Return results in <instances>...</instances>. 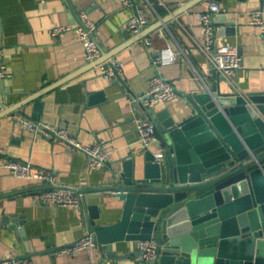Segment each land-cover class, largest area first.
<instances>
[{
    "label": "crops",
    "instance_id": "obj_1",
    "mask_svg": "<svg viewBox=\"0 0 264 264\" xmlns=\"http://www.w3.org/2000/svg\"><path fill=\"white\" fill-rule=\"evenodd\" d=\"M149 1L135 0L142 4L147 23L133 31L126 28L135 14L133 4L120 0H0V48L9 73L0 82V259L15 257L18 264H24L25 258L33 264H143L132 253L138 241L117 242L112 254L108 245L98 241L74 253H57L90 231L87 196L108 180V164L92 166L84 152L25 129L13 119L14 113L65 128L83 143L102 140L111 151L112 164L119 165L131 155L141 159L143 145L136 126L147 114L134 103L149 92L150 78L160 73L174 82L178 96L156 107L179 117L191 113L186 94L214 80L200 46L204 39L201 15L210 10L211 1L221 8L212 15L216 43L236 46L244 60L222 89L241 93L264 89V47L250 23L252 9L261 8L264 13L260 0ZM84 9L97 24L94 36L101 54L94 60L86 58L72 30L57 36L51 33L54 26L80 23ZM218 14L222 17L215 18ZM147 37L152 40L150 46L144 42ZM166 46L177 51L175 62L155 65L153 56ZM111 59L122 66L117 80L100 69ZM100 91L105 96L102 100L96 95ZM10 159L52 171L59 183L85 190L80 206L42 202L37 191L44 184L15 176L3 166ZM92 202L102 206L100 222L119 220L121 202L115 196Z\"/></svg>",
    "mask_w": 264,
    "mask_h": 264
},
{
    "label": "water",
    "instance_id": "obj_2",
    "mask_svg": "<svg viewBox=\"0 0 264 264\" xmlns=\"http://www.w3.org/2000/svg\"><path fill=\"white\" fill-rule=\"evenodd\" d=\"M131 2L137 14L142 4ZM211 72V85L186 94L187 116L145 106L149 94L134 103L155 123L151 145L141 159L108 162V180L87 196L90 231L110 254L117 242L156 237V257L132 252L143 264H264V89H222L228 78ZM152 146L163 149L161 159ZM108 194L121 216L106 224L92 199Z\"/></svg>",
    "mask_w": 264,
    "mask_h": 264
},
{
    "label": "built area",
    "instance_id": "obj_3",
    "mask_svg": "<svg viewBox=\"0 0 264 264\" xmlns=\"http://www.w3.org/2000/svg\"><path fill=\"white\" fill-rule=\"evenodd\" d=\"M120 1L127 5L132 3L131 0ZM209 9V11L201 15L204 39L200 46L208 58L210 66L222 75L230 78L238 69L244 66V60L239 54L236 46L216 43L212 15L219 12L221 8L218 2L211 1ZM146 23V13L141 8L138 10L137 14H134L127 20L126 28L128 30L137 31ZM250 23L258 30L264 47V13L261 8H254L251 10ZM96 29V22L91 19L88 11L84 9L80 12V23L75 25L64 24L54 26L51 29V33L52 35L57 36L63 31L72 30L83 44L86 58L94 60L101 54V47L94 36ZM144 42L147 46L152 44V40L149 37L145 38ZM176 57L177 51L171 46H166L153 56V63L155 65L170 64L175 62ZM100 69L109 78L122 77V66L115 59H111L109 62L101 64ZM8 74L4 52L0 48V82ZM149 88L150 90L147 93L149 95L142 100L145 106H154L158 103H165L178 96V91L174 82L160 73H156L150 78ZM13 119L31 132L54 137L69 143L76 149L84 152L89 157L92 166L99 167L107 164L111 160V151L104 145L102 140L83 143L65 128L53 126L46 122L33 121L21 113H14ZM154 127L155 123L151 119H143L137 123L136 129L139 134V141L144 148L151 145L154 138ZM2 152L3 148L0 145V153ZM154 156L156 160L161 159L163 156V149L161 147L156 149L154 151ZM3 166L8 168L15 176L29 181L35 180L44 184L37 191L39 199L44 203L63 207H77L80 206L83 200L84 193L79 187L59 183L56 174L52 171L35 169L30 162L14 159L4 161ZM97 243L94 233L88 231L73 243L58 248L57 253H74L87 247H94ZM137 244L138 248L144 251V259L154 258L159 253L160 244L156 237L139 240ZM23 263L33 264V261L29 258H25L23 259ZM0 264H18V260L15 257L1 258Z\"/></svg>",
    "mask_w": 264,
    "mask_h": 264
}]
</instances>
